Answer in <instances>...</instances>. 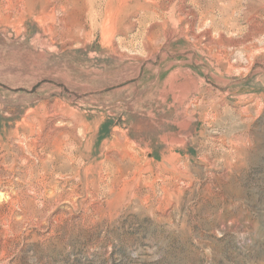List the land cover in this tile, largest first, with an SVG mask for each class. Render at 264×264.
Returning <instances> with one entry per match:
<instances>
[{"label":"rangeland","instance_id":"374dc122","mask_svg":"<svg viewBox=\"0 0 264 264\" xmlns=\"http://www.w3.org/2000/svg\"><path fill=\"white\" fill-rule=\"evenodd\" d=\"M0 264H264V0H0Z\"/></svg>","mask_w":264,"mask_h":264},{"label":"bare ground","instance_id":"6f19581e","mask_svg":"<svg viewBox=\"0 0 264 264\" xmlns=\"http://www.w3.org/2000/svg\"><path fill=\"white\" fill-rule=\"evenodd\" d=\"M213 23V22H212Z\"/></svg>","mask_w":264,"mask_h":264}]
</instances>
